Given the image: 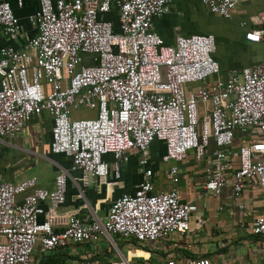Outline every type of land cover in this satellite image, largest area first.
Here are the masks:
<instances>
[{
	"label": "built area",
	"instance_id": "obj_1",
	"mask_svg": "<svg viewBox=\"0 0 264 264\" xmlns=\"http://www.w3.org/2000/svg\"><path fill=\"white\" fill-rule=\"evenodd\" d=\"M37 1L38 9L27 16L35 34L17 47L20 19L9 0H0V30L14 42L0 47V142L17 138L33 115L47 112L50 151L66 155L70 170L82 172L84 181L119 178L121 162L132 151L141 177L132 192L112 201L105 218L71 215L61 230L40 216L46 202L63 203L67 171L57 176L53 190L38 186L35 177L0 182V264H35L38 243L51 251L100 237L112 242L114 235L142 243L186 232L197 205L181 201L175 186L154 190L149 160L155 140L164 143V162L178 163L191 153L212 196L230 183L238 198L252 183L263 189L264 202V60L221 78L212 33L177 34L172 44L165 43L153 20L168 12L173 0ZM201 1L210 12L231 18L240 0ZM16 3L20 7L23 0ZM113 12L117 28L108 16ZM257 19L258 27L245 33L250 42L264 40V10ZM73 110L92 115L72 117ZM249 130L257 136L234 154L236 132ZM177 172L176 166L169 170L173 183ZM251 231L264 252V208ZM66 264L101 262L80 258ZM187 264L215 263L197 257Z\"/></svg>",
	"mask_w": 264,
	"mask_h": 264
},
{
	"label": "crops",
	"instance_id": "obj_2",
	"mask_svg": "<svg viewBox=\"0 0 264 264\" xmlns=\"http://www.w3.org/2000/svg\"><path fill=\"white\" fill-rule=\"evenodd\" d=\"M14 13L20 19L22 32L16 45L22 47L25 40L35 34V27L27 16L38 9L37 0H23L18 6L16 0H9ZM264 10V0H240L231 18H224L210 12L201 0H173L165 14L155 17L153 29L167 44H172L177 34L212 33L216 50L213 57L220 67L219 77L225 78L231 69H239L264 60V40L250 42L245 33L258 27L257 14ZM114 20L117 25V14ZM14 44L0 30V47ZM48 88L47 84H44ZM94 113V112H93ZM92 115L86 110H73L72 117ZM52 119L47 112L33 115L25 124L19 136L8 143L0 142V182H19L35 177L37 185L49 190L62 171H67L65 198L63 203L52 207L44 204L41 219L49 220L52 226L61 230L66 219L77 215L85 221L106 217L112 201L123 193L134 190L141 177L138 154L129 153V159L121 162L119 178L112 176L84 181L80 171L70 170V159L61 153H52L49 148ZM257 136L251 130L236 132L233 153L238 146ZM164 143L155 140L150 145L149 166L153 171L152 181L155 191H167L176 187L183 202L194 203L197 210L191 214L186 232H173L155 241L136 242L133 238L120 235L95 241L69 243L51 251H44L38 243L33 253L35 264H51L52 261L66 264L80 258L97 259L101 264H144L171 258L176 264H187L188 260L206 257L215 264H264V252L258 238L252 233L253 221L262 213L263 189L248 183L238 198L233 197L230 183L225 184L218 197L203 188L205 175L202 165L192 154L181 162H164ZM208 155L215 150L211 139L207 147ZM111 160V156H105ZM234 163L237 158L233 156ZM178 169L177 183L169 174L171 167Z\"/></svg>",
	"mask_w": 264,
	"mask_h": 264
},
{
	"label": "trees",
	"instance_id": "obj_3",
	"mask_svg": "<svg viewBox=\"0 0 264 264\" xmlns=\"http://www.w3.org/2000/svg\"><path fill=\"white\" fill-rule=\"evenodd\" d=\"M108 16H109V18L113 21V20H114V17H113V16H115V12H113L112 14H110V15H108ZM113 23H114V28H117L116 22L113 21ZM51 264H59V262H54V261H52Z\"/></svg>",
	"mask_w": 264,
	"mask_h": 264
}]
</instances>
